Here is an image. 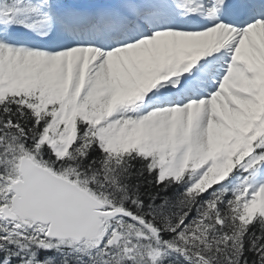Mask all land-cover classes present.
Wrapping results in <instances>:
<instances>
[{
	"label": "snow or ice",
	"instance_id": "6c2138e0",
	"mask_svg": "<svg viewBox=\"0 0 264 264\" xmlns=\"http://www.w3.org/2000/svg\"><path fill=\"white\" fill-rule=\"evenodd\" d=\"M0 264H264V0H0Z\"/></svg>",
	"mask_w": 264,
	"mask_h": 264
}]
</instances>
